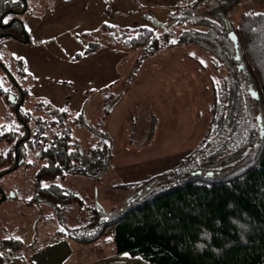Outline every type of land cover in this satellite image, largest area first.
I'll list each match as a JSON object with an SVG mask.
<instances>
[{
	"label": "trees",
	"instance_id": "1",
	"mask_svg": "<svg viewBox=\"0 0 264 264\" xmlns=\"http://www.w3.org/2000/svg\"><path fill=\"white\" fill-rule=\"evenodd\" d=\"M174 1L162 33L145 26L103 23L86 33L87 47L76 60L117 43L126 51L141 49V60L177 45L203 48L215 68L226 70L227 76L214 84L205 140L184 163L198 162L206 155L210 167L200 166L189 174L171 170L139 183L133 191L135 198L109 212L101 203H93L80 226L68 227L61 234L79 243L112 237L116 252L153 264H264V13L247 11L234 24L230 13L241 0ZM24 8V0H0V42L25 38L22 22L8 26L21 15L14 11ZM104 36L116 44H108ZM6 69L11 71L9 66ZM18 72L20 78L27 75L26 70ZM19 85L29 96V87ZM55 111L57 119L51 124H58V131L51 136V124L37 118L30 139L19 146L20 166L29 152L47 161L35 175L36 198L31 201H43L58 212L74 205L83 209L88 199L57 184L56 179L80 174L100 181L113 155L106 142L94 147L73 136L74 127H84L82 112L72 128L61 132L68 111ZM20 116L16 118L20 130L11 125L0 134L11 144L7 153H0V173L16 163V144L28 132L24 122L31 128L32 113H23L21 108ZM25 246L13 237L0 242L5 252Z\"/></svg>",
	"mask_w": 264,
	"mask_h": 264
},
{
	"label": "rangeland",
	"instance_id": "2",
	"mask_svg": "<svg viewBox=\"0 0 264 264\" xmlns=\"http://www.w3.org/2000/svg\"><path fill=\"white\" fill-rule=\"evenodd\" d=\"M166 1L26 0L28 10L18 17L29 41L6 38L0 42V134L9 131L11 125L20 130L16 106L9 101L11 95L19 96L12 72L18 84L29 87V96H25L21 108L23 113H32L31 134L37 118L49 125L56 121L55 109L68 111V120L61 132L72 128L78 115L73 104L79 94L77 107L81 102L79 112L83 113L85 121L84 127H74L73 136L94 147H103L106 142L113 157L100 181L80 174L56 179L57 184L88 199L83 209L74 205L58 212L43 201H31L36 198L35 175L47 161L29 152L23 165L0 178V188L9 196L0 203V242L13 237L20 238L24 245H31L35 239L80 226L87 217V207L93 203H101L108 212L122 205L136 196L133 191L139 183L164 172L177 170L189 174L200 166L210 167L206 155L198 162L184 163L205 140L214 84L219 85L227 76L226 70L215 68L203 48L177 45L141 60V49L126 51L117 43L112 47L121 50L84 55L82 60L89 66L115 70L111 84L106 86L98 84L95 77V82L85 83L96 74L92 71L80 74L82 82H78L66 78L55 62L44 67L34 65L32 59L43 42L55 55L76 62L72 60L87 47L86 33L102 23L133 28L145 26L162 33L169 10L177 3L173 0L171 6L172 3L166 4ZM141 6H145L142 13ZM247 11L264 13V4L260 0H241L230 13L231 23H238ZM103 39L108 44H116V40L107 36ZM3 63L9 66L10 72ZM17 68L26 70L27 75L20 78ZM57 72L62 76L58 77ZM61 86L67 89L64 97ZM58 126L51 124L48 129L51 136L58 131ZM10 147L0 136V153H7ZM12 193L16 196H10ZM101 241L107 246L114 245L112 237ZM82 245L86 244L81 243L80 247ZM86 247L91 246H85L87 252L78 250V255H95ZM4 252V248H0V255Z\"/></svg>",
	"mask_w": 264,
	"mask_h": 264
},
{
	"label": "crops",
	"instance_id": "3",
	"mask_svg": "<svg viewBox=\"0 0 264 264\" xmlns=\"http://www.w3.org/2000/svg\"><path fill=\"white\" fill-rule=\"evenodd\" d=\"M133 1L135 2V0ZM166 2V4H170V2H173V0H168ZM170 5H174V3ZM143 7L141 6V13L144 10ZM133 15L134 14H131L132 17H134ZM135 16H137V19L139 18L138 15ZM41 44V50L35 53V55L32 57L34 65L41 64L45 67L49 65V62H55L62 71V73L66 75V78L76 79L78 82H82L79 79L80 74L84 75L85 73L92 71L96 74H92L93 79H86V84H90V81L95 82V78L98 79V84L101 83L105 86L111 84V80L113 79L115 73L114 69L108 70L101 66H89L86 62L82 60L83 58H81L80 60H72L76 62L65 60L60 56L52 53L49 49H46L44 46L45 44L43 42ZM112 49L115 51L121 50L115 47H111L100 51H109ZM71 68L73 69L71 72H69ZM56 75L58 77L62 76L61 72H57ZM59 89H61V92H63L62 97H64L66 95V87L61 86L59 87ZM78 96L79 94L77 95V99L74 101L73 104V108H75V110H73L77 114L80 113L79 111L81 109V102L79 103V107H77L79 101ZM80 244L81 243L79 242L76 243V241L68 237L66 234H61V232L57 231L56 234L51 237L46 236V238L44 237L41 239H35L33 244L26 245L24 248L18 251L4 252L1 256L2 262H0V264H153L140 256H133L126 252L118 253L115 250V245L107 246L101 240L93 243H85V246H91L89 248H86L94 252L95 255L87 254V256H85L80 253L79 256L77 253L78 250L86 251L85 246L82 245L83 247H80ZM10 252H14V256L11 258L10 261H5V255Z\"/></svg>",
	"mask_w": 264,
	"mask_h": 264
},
{
	"label": "water",
	"instance_id": "4",
	"mask_svg": "<svg viewBox=\"0 0 264 264\" xmlns=\"http://www.w3.org/2000/svg\"><path fill=\"white\" fill-rule=\"evenodd\" d=\"M25 1V8H24V10H22V11H14V12H16L17 14H23V13H25L28 9H27V3H26V0H24ZM3 19V18H2ZM1 19V20H2ZM15 21H20V22H22V20L19 18V17H15L9 24H8V26H10V25H12L13 24V22H15ZM23 23V22H22ZM26 32V31H25ZM25 35H26V33H25ZM24 42H28L29 41V37L28 36H26L25 38H24V40H23ZM235 42L237 43V39L235 38ZM239 57V56H238ZM11 75V74H10ZM11 77H12V75H11ZM13 78V77H12ZM14 79V78H13ZM14 81H15V79H14ZM15 83H16V85L19 87V89H20V93H21V101L19 102V103H17L16 104V113H17V115H18V117H19V119H21L20 118V115H19V111H20V108H21V106L24 104V102H25V93H24V91H23V89L20 87V85L15 81ZM250 92L252 93V95L253 94H255V95H253L255 98H258V93L255 91V90H250ZM15 100H16V96L15 95H11L10 96V101L12 102V103H14L15 102ZM24 125H25V127H26V129H27V136L24 138V139H20L19 141H18V143L16 144V148H15V153H16V163H15V165L11 168V169H9V170H7L6 172H3V173H0V178L3 176V175H5L6 173H9V172H11V171H13V170H15V169H17L19 166H20V164H21V162L19 161V146H20V144L22 143V142H24V140H28V139H30V137H31V130H30V128H29V126L24 122ZM142 192L143 191H140L138 194L140 195V194H142ZM0 193H1V198H0V203H2V202H4L6 199H8V195L6 194V192L2 189V188H0ZM137 194V195H138ZM10 196H15V194L14 193H12ZM133 198H135V197H133Z\"/></svg>",
	"mask_w": 264,
	"mask_h": 264
},
{
	"label": "flooded vegetation",
	"instance_id": "5",
	"mask_svg": "<svg viewBox=\"0 0 264 264\" xmlns=\"http://www.w3.org/2000/svg\"><path fill=\"white\" fill-rule=\"evenodd\" d=\"M23 39V38H22ZM15 88L18 90L17 92H18V94L20 95V98H17V95H15L16 96V100H15V104H17V103H19L20 102V100L22 99L21 98V93H20V89H19V87L15 84ZM24 91V90H23ZM25 93V92H24ZM25 96H26V94H25ZM16 106V105H15ZM24 125V124H23ZM25 126V125H24ZM16 152V151H15ZM20 155V154H19ZM15 156H16V153H15ZM0 195H1V193H0Z\"/></svg>",
	"mask_w": 264,
	"mask_h": 264
},
{
	"label": "built area",
	"instance_id": "6",
	"mask_svg": "<svg viewBox=\"0 0 264 264\" xmlns=\"http://www.w3.org/2000/svg\"><path fill=\"white\" fill-rule=\"evenodd\" d=\"M13 256H14V252H10L5 255L4 259L5 261H10Z\"/></svg>",
	"mask_w": 264,
	"mask_h": 264
},
{
	"label": "snow or ice",
	"instance_id": "7",
	"mask_svg": "<svg viewBox=\"0 0 264 264\" xmlns=\"http://www.w3.org/2000/svg\"><path fill=\"white\" fill-rule=\"evenodd\" d=\"M261 15H264V14H261ZM5 23L7 22V21H4ZM173 43H175V41H173ZM253 95H255V94H253ZM46 187H47V185H45Z\"/></svg>",
	"mask_w": 264,
	"mask_h": 264
}]
</instances>
